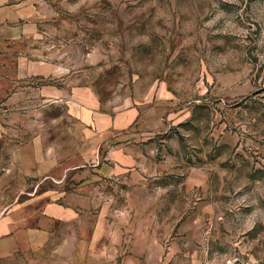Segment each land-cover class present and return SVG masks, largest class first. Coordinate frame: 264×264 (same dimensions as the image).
I'll use <instances>...</instances> for the list:
<instances>
[{
  "label": "rangeland",
  "instance_id": "rangeland-1",
  "mask_svg": "<svg viewBox=\"0 0 264 264\" xmlns=\"http://www.w3.org/2000/svg\"><path fill=\"white\" fill-rule=\"evenodd\" d=\"M29 1L95 84L96 161L127 141L152 165L91 188L96 263L264 264V0Z\"/></svg>",
  "mask_w": 264,
  "mask_h": 264
},
{
  "label": "crops",
  "instance_id": "crops-1",
  "mask_svg": "<svg viewBox=\"0 0 264 264\" xmlns=\"http://www.w3.org/2000/svg\"><path fill=\"white\" fill-rule=\"evenodd\" d=\"M43 38L31 1L0 0V264H97L113 228L81 213L98 199L91 188L144 178L152 165L127 141L96 161L95 84ZM144 111L132 97L120 117Z\"/></svg>",
  "mask_w": 264,
  "mask_h": 264
},
{
  "label": "built area",
  "instance_id": "built-area-1",
  "mask_svg": "<svg viewBox=\"0 0 264 264\" xmlns=\"http://www.w3.org/2000/svg\"><path fill=\"white\" fill-rule=\"evenodd\" d=\"M217 264H232V263H225V262L223 263V262H220V263H217Z\"/></svg>",
  "mask_w": 264,
  "mask_h": 264
}]
</instances>
